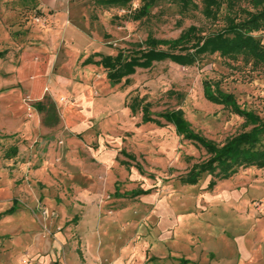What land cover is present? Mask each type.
<instances>
[{
  "label": "rangeland",
  "instance_id": "1",
  "mask_svg": "<svg viewBox=\"0 0 264 264\" xmlns=\"http://www.w3.org/2000/svg\"><path fill=\"white\" fill-rule=\"evenodd\" d=\"M149 1L148 14L134 20ZM193 3L183 8L179 0H132L102 7L69 0V22L80 37L78 46L60 41L55 72L74 76L103 102L100 123L89 132L64 128L59 102L68 104L67 97L56 101L46 92L39 112L26 87L10 86L0 65V187L11 184L20 204L9 216L3 212L11 203L0 202V264H229L240 235L264 230V169H239L226 180L204 174L195 184H183L180 178L207 155L157 117L180 110L194 132L223 144L251 126L207 101L203 83L231 94L241 109L264 120L263 66L204 55L188 67L153 63L112 85L103 68L81 65L96 53L132 56L147 48L148 37L175 39L190 26L208 36L224 29L227 14L239 20L242 9L264 8H254L253 0H223L211 20L202 14L201 0ZM36 8L33 0H0V22L9 32L0 48L9 56L43 41L38 33L50 27V18ZM32 33L35 40L27 38ZM255 38L264 45V30ZM71 46L79 52L73 55ZM144 105L160 125L141 123ZM136 189L149 193L114 196L116 190L122 195Z\"/></svg>",
  "mask_w": 264,
  "mask_h": 264
},
{
  "label": "trees",
  "instance_id": "2",
  "mask_svg": "<svg viewBox=\"0 0 264 264\" xmlns=\"http://www.w3.org/2000/svg\"><path fill=\"white\" fill-rule=\"evenodd\" d=\"M93 1L102 7H123L132 0ZM201 2L204 17L216 20L223 0H201ZM179 3L183 8L196 6L193 0H179ZM263 3L264 0H253L254 8H258ZM151 5V1L145 3L133 19L139 20L146 16ZM240 12L244 17L239 20L237 16L231 17L227 14L225 16L226 26L214 34L202 36L199 35L196 27L190 26L175 39L160 40L148 37L145 40L147 48L143 51H136L132 56L125 57L121 52L114 57L96 53L85 59L84 64H94L106 70L107 79L112 84H119L123 79L126 83L127 78L133 75L136 69H149L153 63L168 60L176 65L188 67L204 55L219 54L229 59L242 57L245 62L264 67V45L255 38V33L264 30V8L256 9L254 12L242 9ZM160 47H166V50ZM3 54L0 52V57ZM94 57H99V60L95 61ZM203 94L207 101L229 108L233 114L243 118L245 126H251V129L229 137L223 144H217L194 132L183 119L180 110L158 114L157 117L171 124L178 135L203 149L207 155L205 161L192 165L188 173L180 178V182L195 184L204 174L217 180H226L235 175L239 169L250 167L264 169V147L261 145L264 138V120L251 111L241 109L231 94L212 89L207 82L203 83ZM37 107L41 111L44 109L42 103L37 104ZM132 110L135 111L134 105H132ZM141 111L143 123L161 124L159 120L149 117L150 112L147 105H144ZM214 185L215 181L211 180L208 188L212 189ZM147 193L149 191H137L132 194Z\"/></svg>",
  "mask_w": 264,
  "mask_h": 264
},
{
  "label": "crops",
  "instance_id": "3",
  "mask_svg": "<svg viewBox=\"0 0 264 264\" xmlns=\"http://www.w3.org/2000/svg\"><path fill=\"white\" fill-rule=\"evenodd\" d=\"M33 1L37 4L36 9L40 12H47L46 15L50 18V27L47 30L40 31L39 33L33 30L39 34V38H42L43 41L38 43L29 42L22 45L19 48L17 55L13 54L12 56L8 55L6 49L3 50L0 48V52L4 53L0 57V65L5 64L6 74L8 75L7 79L9 80L8 83L10 86L16 85L26 87L29 100L35 103V108H37V111L39 112H41V110H39L37 104L42 103L46 92H49L56 101H61L59 99L61 97H67L68 104H62L59 102L60 118L64 128L67 131L77 134L81 132H89L90 129L92 130V128H95L96 125L100 123L99 120L103 115V111L101 110L103 102L96 99L91 93L89 87L80 81H77L74 76L71 75V77H67L59 72H55V69L59 65V54H57L58 51L56 52L55 50L58 48L60 41H73V43L78 46V38L80 37L78 31L73 29L69 22V0ZM35 35L37 34L32 33L27 38L35 40ZM8 40L9 32L3 28L0 22V44H2L1 42H7ZM76 46H71L70 48L73 55L79 52V49ZM84 61L81 65L83 67H88L89 70L96 66L94 64H84ZM73 85H78L80 90L76 92V89H73ZM54 87L63 94H59V92L56 93L53 90ZM130 111L134 114L136 108L135 111H133L132 106H130ZM71 112H73V119L69 121L67 115ZM141 123L148 124L143 123L142 111ZM16 152L17 149L13 147L10 155L15 156ZM126 156L130 157L129 155ZM137 191L143 190L136 189L122 195L117 193L116 190L114 196H143V194H132ZM14 195V188L11 184L6 183L5 186L0 187V202H5L7 204L11 203V207L3 212L4 215L11 216L18 210L20 204ZM9 211L11 212L9 213ZM233 253L235 258L232 261H228L229 264H264V230L259 233L251 230L249 235H240L236 240Z\"/></svg>",
  "mask_w": 264,
  "mask_h": 264
},
{
  "label": "built area",
  "instance_id": "4",
  "mask_svg": "<svg viewBox=\"0 0 264 264\" xmlns=\"http://www.w3.org/2000/svg\"><path fill=\"white\" fill-rule=\"evenodd\" d=\"M35 22H37V23H41V19L36 18V19H35Z\"/></svg>",
  "mask_w": 264,
  "mask_h": 264
}]
</instances>
